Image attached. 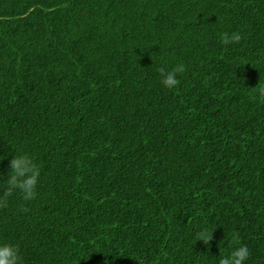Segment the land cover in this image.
<instances>
[{"label": "trees", "instance_id": "trees-1", "mask_svg": "<svg viewBox=\"0 0 264 264\" xmlns=\"http://www.w3.org/2000/svg\"><path fill=\"white\" fill-rule=\"evenodd\" d=\"M262 87L264 0H0V179L18 151L41 172L0 241L22 264H216L240 243L264 264Z\"/></svg>", "mask_w": 264, "mask_h": 264}, {"label": "clouds", "instance_id": "clouds-1", "mask_svg": "<svg viewBox=\"0 0 264 264\" xmlns=\"http://www.w3.org/2000/svg\"><path fill=\"white\" fill-rule=\"evenodd\" d=\"M241 36L237 32L223 33L221 42L224 45L238 43ZM160 73V82L167 89H173L179 82L178 74L186 71L184 64H178L170 70L160 67L157 69ZM261 95H264V87L259 89ZM8 153L0 154V160H3ZM5 173L0 171V177ZM40 168L34 162L33 157L27 152H14L9 160L7 169V178L0 179V206L6 205L10 198L19 194L23 201L31 202L37 196V187L40 182ZM26 210V209H25ZM212 231L203 228L194 234V240H202L208 244L212 240ZM251 255L250 249L245 244L231 247L230 251L220 254L216 264H247ZM0 264H22V256L18 246L11 242L0 241ZM105 264H108L107 260Z\"/></svg>", "mask_w": 264, "mask_h": 264}]
</instances>
